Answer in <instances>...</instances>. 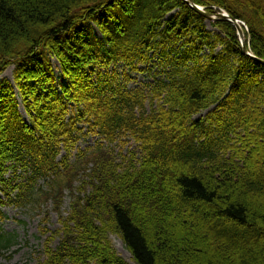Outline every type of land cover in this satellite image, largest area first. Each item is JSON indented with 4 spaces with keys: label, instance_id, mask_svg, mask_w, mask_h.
I'll return each instance as SVG.
<instances>
[{
    "label": "trees",
    "instance_id": "obj_1",
    "mask_svg": "<svg viewBox=\"0 0 264 264\" xmlns=\"http://www.w3.org/2000/svg\"><path fill=\"white\" fill-rule=\"evenodd\" d=\"M188 1L245 23L264 60V0ZM205 22L184 0H0V218L53 203L61 228L38 264H127L113 236L135 264H264V67L229 21ZM154 58L164 75L130 89ZM116 65L123 83L103 72ZM82 124L109 145L132 137L141 159L79 150ZM12 240L0 233V253Z\"/></svg>",
    "mask_w": 264,
    "mask_h": 264
},
{
    "label": "rangeland",
    "instance_id": "obj_2",
    "mask_svg": "<svg viewBox=\"0 0 264 264\" xmlns=\"http://www.w3.org/2000/svg\"><path fill=\"white\" fill-rule=\"evenodd\" d=\"M216 13L226 14L225 10H216ZM226 12V13H225ZM206 27L214 35L219 34L216 28L213 27V22L206 21ZM244 32L247 27L242 22L239 23ZM95 34L99 35L98 31L95 29ZM247 48L250 51L249 45ZM222 47L219 48L221 50ZM251 52V51H250ZM51 63L53 65L54 73L59 83L65 82L61 76V67L59 62L55 58H51ZM142 72H134L131 74L132 80L129 83L130 89H136L138 87H144L148 84L154 83L156 80L161 78L164 74V66L157 58L152 59L149 64H144L140 66ZM114 71L118 72L119 81L123 83L124 80V67L122 65H116L107 70H103L104 73H112ZM14 66L8 68V70L2 76L3 79H7L14 84L13 79ZM18 95V91L16 92ZM18 98H20L18 96ZM20 112L24 119L28 121V116L25 112L24 106L21 99ZM150 110V109H149ZM209 111L203 112L201 115L197 116L195 119L205 118ZM86 125H81L83 127V134L80 138L78 148L79 150L85 149H95V147L101 143L108 145L104 140L101 139L99 135L88 133L86 130ZM111 149L115 151L118 155L119 163H123L126 166L129 161L134 160L136 163L141 159V153L138 150L137 142L128 135L119 136L114 143L110 146ZM133 153L136 157L133 158ZM76 155V152L73 156ZM74 157L71 158V163H74ZM85 166H81L84 169ZM83 177V172L75 180V187L79 186V179ZM65 184L68 183L66 175H62L59 179ZM43 191H49V186L40 183ZM70 203V194L67 190L65 192L64 204L62 207L63 215L66 216ZM54 205L52 202L46 203L43 200L40 202L30 203L26 206L19 207L9 205L2 209V218L0 219V233L5 236H13L14 244L11 250L2 251L0 253V264H38L40 261L44 260V248L48 237L54 232L61 228L58 215L53 211ZM49 213V221L44 223L47 219L46 214ZM112 245L116 254L121 257L127 264H135L132 261L130 253L126 250L123 242L116 236L111 237ZM60 240L56 239L53 243V247L56 248L59 245Z\"/></svg>",
    "mask_w": 264,
    "mask_h": 264
},
{
    "label": "water",
    "instance_id": "obj_3",
    "mask_svg": "<svg viewBox=\"0 0 264 264\" xmlns=\"http://www.w3.org/2000/svg\"><path fill=\"white\" fill-rule=\"evenodd\" d=\"M185 1L187 2V4L190 6V8L193 11H195L196 13L202 15L203 17H205L209 21H212V20H215V19H227L229 22H231V24L234 25L236 27V29H237L238 36H239V39H240V42H241V45H242V48H243V53L245 55L250 56L254 61H256L257 63H259L260 65H262L264 67V60H261V59L255 57L253 54L250 53L249 49L246 47L243 28L239 24L240 23L239 20H236V19H233V18L229 17V15L226 12H225L226 14L217 13L215 15H211L210 13H207L203 7H200V6L194 4L191 1H187V0H185Z\"/></svg>",
    "mask_w": 264,
    "mask_h": 264
}]
</instances>
